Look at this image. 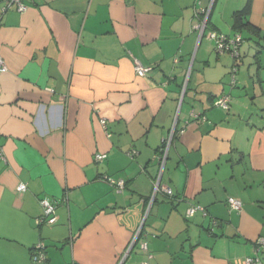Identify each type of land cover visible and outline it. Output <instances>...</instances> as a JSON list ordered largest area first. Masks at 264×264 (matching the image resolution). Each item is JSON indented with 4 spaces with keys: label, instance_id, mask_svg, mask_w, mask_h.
<instances>
[{
    "label": "crops",
    "instance_id": "crops-1",
    "mask_svg": "<svg viewBox=\"0 0 264 264\" xmlns=\"http://www.w3.org/2000/svg\"><path fill=\"white\" fill-rule=\"evenodd\" d=\"M3 1L0 264H33L39 242L48 264L254 256L264 238V0H26L24 13H3ZM248 4L247 21L235 20ZM209 7L208 30L240 33L241 53L258 58L235 87L243 57L218 54L194 29ZM135 61L152 73L137 76ZM225 94L229 111L214 106ZM158 181L174 199L154 193ZM42 199L57 207L53 226H38ZM193 207L204 211L189 216Z\"/></svg>",
    "mask_w": 264,
    "mask_h": 264
},
{
    "label": "built area",
    "instance_id": "built-area-1",
    "mask_svg": "<svg viewBox=\"0 0 264 264\" xmlns=\"http://www.w3.org/2000/svg\"><path fill=\"white\" fill-rule=\"evenodd\" d=\"M26 0H4L3 1V13H6L10 10H16L19 13H24L27 10ZM211 7L207 8L206 10H197V18H199L198 22L195 24L194 29H196L199 32L200 38H207L208 40L212 41L215 44V50L218 54H230L234 60L238 61L241 58V48L244 43L243 36L239 33H236L233 36H227L224 34L217 33L213 30H208V20L211 14ZM178 60H176L177 62ZM136 63V73L137 76L141 78H145L149 76L153 68L151 67H144L139 61H135ZM7 66L5 62L0 58V72L6 71ZM236 73L237 69L236 66L232 69L231 76H232V82L231 85L233 87L236 86ZM232 103V97L228 94L222 95L214 102V106L217 108H220L224 111H229L231 108ZM193 116L196 118L195 114ZM102 124L107 127V122L105 120H102ZM173 134L169 137V139L165 140V148L162 151V155L159 156V160L161 161L162 166H164V163L167 159L168 149L171 144ZM130 157H135L137 155V152L135 150H131L128 154ZM106 159L105 154H97L95 157V161L97 163L103 162ZM106 180L109 182V184L114 187L115 189H118L119 191H122L126 187V183L123 180H115L112 178L106 177ZM27 185L21 184L17 192L22 194L27 191ZM158 192H162L165 194L166 197L170 199H174V195L171 189L169 188H161L160 182L158 181L155 184V194ZM40 204L43 209L42 216L38 219L37 223L38 226H53L56 224L58 218H57V207L48 199H42L40 200ZM228 205L230 210L238 211L240 212L242 210L243 204L240 200L236 198H229L228 199ZM198 211H204L203 208L200 207H193L189 210V216H193ZM141 234V228L136 234V237H139ZM134 242V241H133ZM133 244V243H132ZM132 246V245H131ZM130 246V247H131ZM141 248L143 250H147V244L144 243L141 245ZM47 246L44 242H39L32 250V262L33 264H47V255H46ZM255 255L245 257L242 259L236 260L235 264H264V261L261 259L260 254L264 251V238H260L255 243ZM148 264V263H144Z\"/></svg>",
    "mask_w": 264,
    "mask_h": 264
},
{
    "label": "rangeland",
    "instance_id": "rangeland-1",
    "mask_svg": "<svg viewBox=\"0 0 264 264\" xmlns=\"http://www.w3.org/2000/svg\"><path fill=\"white\" fill-rule=\"evenodd\" d=\"M263 45H264V43H263ZM260 52L261 53L258 55V58H261L262 67H263L261 72L264 73V49H261ZM245 53H247V55H245ZM226 54L229 55L231 58H233L230 54H228V53H226ZM241 58H242L243 63L241 64V66H236V69H237L236 76H239L238 73H242L240 75H246L248 73L249 69H250V71H251L250 73L252 75L254 73L256 74V69H257L256 63H257V59H258V58H256V52L254 50H252V52L251 51L249 52L247 47H244L242 49ZM233 68H234V66H233Z\"/></svg>",
    "mask_w": 264,
    "mask_h": 264
},
{
    "label": "trees",
    "instance_id": "trees-1",
    "mask_svg": "<svg viewBox=\"0 0 264 264\" xmlns=\"http://www.w3.org/2000/svg\"><path fill=\"white\" fill-rule=\"evenodd\" d=\"M248 13H249V4L243 10L237 11L235 13V15H234L235 20H240V21L244 20V22L247 21ZM246 25H247V23H246ZM143 230H144V228L142 229L140 236L143 234ZM47 264H48V258H47Z\"/></svg>",
    "mask_w": 264,
    "mask_h": 264
},
{
    "label": "water",
    "instance_id": "water-1",
    "mask_svg": "<svg viewBox=\"0 0 264 264\" xmlns=\"http://www.w3.org/2000/svg\"><path fill=\"white\" fill-rule=\"evenodd\" d=\"M202 38H203V37H202ZM202 38H200V39H202ZM143 226H144V225H143ZM143 226H142V228H143ZM141 231H142V229H141ZM139 236H140V235H139ZM138 238H139V237H137V238L134 240L132 246L130 247L131 249H132L133 246L136 244ZM130 251H131V250H129L128 253H129ZM128 253H127V254H128Z\"/></svg>",
    "mask_w": 264,
    "mask_h": 264
}]
</instances>
